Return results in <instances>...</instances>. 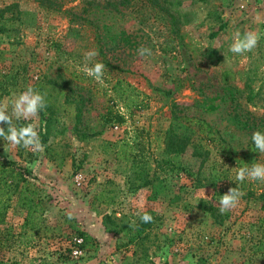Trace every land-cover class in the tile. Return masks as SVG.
I'll return each mask as SVG.
<instances>
[{"label": "rangeland", "instance_id": "374dc122", "mask_svg": "<svg viewBox=\"0 0 264 264\" xmlns=\"http://www.w3.org/2000/svg\"><path fill=\"white\" fill-rule=\"evenodd\" d=\"M86 1L66 0L54 10L38 0H0V101L29 86L47 101L34 121L16 122H35L46 133L42 152L22 146L5 152L0 139V159L27 167L44 197L34 228L24 223L15 195L2 197L0 264H123L126 249L116 245L125 233L108 231L101 215L121 219L145 209L160 220L151 232V258L140 264H264V182L237 185V168L201 140L210 149L206 173L217 175V185L244 192L228 217L215 222L197 205L211 189L195 187L186 174L198 161L191 155L195 132L183 121L171 124L172 109L202 117L237 149L253 132H264V0H133L118 11L87 8ZM159 7H169L174 20ZM246 31L260 36L257 47L230 52L236 33ZM141 46L152 55L140 57ZM90 50L99 53L92 63L106 66L104 85L82 71ZM117 80L141 92L125 91L126 101L134 99L128 108L113 91ZM80 96L83 140L73 131ZM171 126L184 138L182 152L169 156L173 166L161 162ZM121 139L131 154L142 141L143 158L124 159L105 142ZM256 163H264V154ZM139 166L146 176L138 181L152 179L156 191L136 186ZM76 228L92 237L80 256L71 253Z\"/></svg>", "mask_w": 264, "mask_h": 264}, {"label": "trees", "instance_id": "16d2710c", "mask_svg": "<svg viewBox=\"0 0 264 264\" xmlns=\"http://www.w3.org/2000/svg\"><path fill=\"white\" fill-rule=\"evenodd\" d=\"M38 1L49 8L59 10L63 2L66 0ZM148 1L158 4L157 0ZM86 2L88 3L87 8H90V6L93 5L118 11L122 7L128 6V4L132 3L133 0H87ZM159 9L164 11L170 16L172 20H174L175 13L169 7H159ZM71 20H74V17H71ZM65 88L69 90L68 93L65 92V101L73 100L74 97L70 95L72 87H69L67 85V87ZM113 91L117 96L121 98L126 108L130 107L133 104L134 99L130 97L129 101H126V96H123L125 91L134 92L133 95H138L141 93L129 83H124L121 80H117L113 85ZM83 100L84 98H82L81 96L78 99L74 100L76 121L73 126V131L77 136V139L79 140H83L85 138V132L80 127V117L82 112ZM178 113H180V110H171V124L176 125L179 121L187 123L188 126H191L193 128L196 138V142L193 145L191 155L198 160L197 165H195V167H188V171L186 174L191 176L193 185L195 187H209L212 191L209 199L199 198L197 205L201 209L208 212L215 222H222L228 217V212L225 214H221L219 212V199L221 195L228 192V189L217 185L216 174L210 172L206 173L207 161L210 157V149L203 145L201 143V140L210 144L215 149V153L218 154L223 161L228 162L236 168L244 165L251 166L252 164L257 162L259 155L261 154L255 150L252 141L248 142L244 148L237 149L229 141L226 140V138L220 133L217 128H215L204 118L195 115ZM111 114H114L113 117L116 121H122V116L119 115V113L111 112ZM174 131V128L171 126L165 139L163 157L161 159V162L163 164H172L170 166H173L175 164L174 162H172L169 156L171 154H180V152H182L181 149L184 145V138L174 135ZM40 137L43 145L45 146L47 140L46 133H40ZM105 142H107V144H111L112 146H117V154H120L124 159L131 158V160L134 162L139 158L142 159L144 156V143H142V141H137L134 144L135 152L133 154H131L130 151L131 146L125 139L113 142ZM143 168L144 167L139 166L135 170L137 174L136 186L142 187L151 185L153 187V190L156 191V189H158L159 187V183L154 184L152 179H148L146 177L145 179H141V181H138V179L142 178V176H146L145 169ZM12 195H15L17 197L16 200L18 205L26 211V218L24 223H29V226L31 228H34L36 225L34 221V213L43 208L44 197L41 195V191L38 185L33 180V176H31L30 170L27 167L17 163L15 160L1 158L0 202L3 196L10 198V196ZM139 212L141 214H143L144 212L150 214L154 218L153 222L143 223L137 214L135 216H129L128 218L126 216H123L121 219H118V217L112 216L110 214L101 215L102 224L108 231L112 232L113 234L125 233L126 241L122 244L116 245V248L122 245L126 249V254H124L122 257L123 264H140L142 260H148V258H151L149 255L151 254L150 247L152 246V243L150 242L151 232L159 224V215L152 209H145ZM71 233L76 239H74L73 241V246L78 245L81 248L86 242L92 240V237L82 229H73ZM79 239L80 242H78ZM128 251H130V255H127Z\"/></svg>", "mask_w": 264, "mask_h": 264}, {"label": "clouds", "instance_id": "9594fccd", "mask_svg": "<svg viewBox=\"0 0 264 264\" xmlns=\"http://www.w3.org/2000/svg\"><path fill=\"white\" fill-rule=\"evenodd\" d=\"M259 40L260 36L256 32L246 31L243 34L238 32L229 46V51L236 55H244L252 52L257 47ZM137 53L140 57H148L152 55V50L141 46L137 49ZM98 55V51L95 50L86 52L84 54L82 71L88 77L104 85L105 64L99 61L92 63ZM46 108V93H41L32 86L27 87L10 102L0 101V125H7V129L0 127V139L6 141L4 146L5 152L9 148L14 149L18 146L34 152H42L44 150V145L38 131V124L29 122L18 127L16 122L20 120L34 121L39 113ZM251 140L255 150L260 154H264V132H253ZM245 180L264 182V163H254L251 166L244 165L238 167L235 175L237 185L243 183ZM243 196L244 192L238 186L230 188L228 192L220 196L219 212L225 214L235 209ZM137 215L143 223L153 222L154 218L147 212L141 214L138 211ZM68 218H73L71 213H69Z\"/></svg>", "mask_w": 264, "mask_h": 264}, {"label": "built area", "instance_id": "2783aa9c", "mask_svg": "<svg viewBox=\"0 0 264 264\" xmlns=\"http://www.w3.org/2000/svg\"><path fill=\"white\" fill-rule=\"evenodd\" d=\"M78 242H80V239L78 240ZM71 253L74 256H80L82 255V249L78 245H76L72 248Z\"/></svg>", "mask_w": 264, "mask_h": 264}]
</instances>
